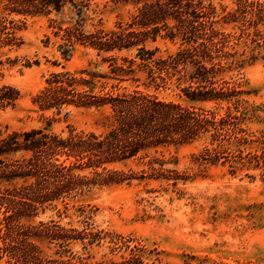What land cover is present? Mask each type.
<instances>
[{
    "label": "trees",
    "instance_id": "trees-1",
    "mask_svg": "<svg viewBox=\"0 0 264 264\" xmlns=\"http://www.w3.org/2000/svg\"><path fill=\"white\" fill-rule=\"evenodd\" d=\"M111 1L126 7L128 17L105 29L96 0H0V49L11 51L23 45L20 33L28 17L56 13L69 18L54 33H62L60 49L65 58L76 46L91 48L98 56L109 54L103 58L108 72L62 67L45 79L32 100L42 111L104 110V131L70 130L64 135L46 127L11 132L0 127V260L8 264H92L89 256H77L69 246L79 242L86 249L103 241L112 252H130L110 264H145L143 246L131 238L94 230L89 224L79 229L53 219L37 224L32 220L59 204L68 210L96 188L134 179L172 180L173 185L186 181L177 170L164 167L162 152L170 146L203 140L195 157L200 166L227 164L232 175L259 169L264 180V134L255 137L249 132L246 121L254 115L247 118L239 110L245 102L240 98L241 82L225 77L264 51V32L259 29L264 23V2L237 0L234 11L218 18L214 0ZM221 22L240 24L239 33L226 32ZM243 39L249 50L239 53L237 46ZM158 41H168L176 49L158 55ZM123 52L130 54L119 56ZM169 83L193 104L165 102L150 92ZM18 99L15 87L0 85V113L14 107ZM203 103L216 107L194 105ZM51 123L48 119L46 126ZM253 144L255 150H248ZM145 159L147 168L139 174L120 167ZM34 239L54 243L59 256L45 258Z\"/></svg>",
    "mask_w": 264,
    "mask_h": 264
},
{
    "label": "rangeland",
    "instance_id": "rangeland-1",
    "mask_svg": "<svg viewBox=\"0 0 264 264\" xmlns=\"http://www.w3.org/2000/svg\"><path fill=\"white\" fill-rule=\"evenodd\" d=\"M264 2V0H249ZM102 26L113 28L118 20H127V8L111 0H96ZM218 18L234 11L237 0H214ZM1 10V7H0ZM19 17H15L18 19ZM67 15L51 13L26 19L25 29L20 33L23 45L19 49H0V85L6 84L19 91L14 107L0 113V127L11 131H26L44 128L67 134L76 132H102L107 127L106 112L96 108L67 107L57 112L54 109L40 110L32 102L33 97L45 85V79L64 67L68 71L88 69L98 73L108 72V63L88 47L76 46L65 58L60 45L61 34L55 36L57 26H66ZM226 32L239 33L238 23H223ZM264 32V23L259 26ZM237 46L239 53L249 49L243 43ZM158 55H165L176 49L168 41H158ZM247 46H252L247 43ZM264 51L252 62L244 61L240 68L225 73L226 78L234 77L241 82L245 101L239 110L248 117L246 126L255 137L264 134ZM123 52L120 55H129ZM244 59V56H238ZM28 61L31 65L25 66ZM38 63L35 64L34 62ZM14 62V63H13ZM165 102L192 105L174 83L167 88L150 89ZM206 109L216 107L215 103L194 104ZM226 103H223L224 107ZM231 105V103H229ZM256 110V111H254ZM219 113L223 109L218 108ZM48 119L52 120L49 127ZM254 138L253 136L251 139ZM204 141L170 146L163 150L165 168L175 169L187 178L186 181L164 179L131 180L117 185L96 188L68 210L61 204L56 209L46 210L32 220L53 219L62 226L82 229L89 224L94 230H103L131 238L141 244L145 264H264V180L259 169L238 171L232 175L225 166H200L195 157L202 150ZM256 144L248 150H255ZM148 159L129 162L120 166L131 168L136 173L146 169ZM246 174L255 175L254 179ZM2 214L0 212V222ZM45 258L58 257V246L44 239H34ZM69 248L77 256L87 257L92 264L119 262L128 256L129 250L111 251L106 241L99 246L83 248L76 242ZM0 264H8L1 259Z\"/></svg>",
    "mask_w": 264,
    "mask_h": 264
}]
</instances>
